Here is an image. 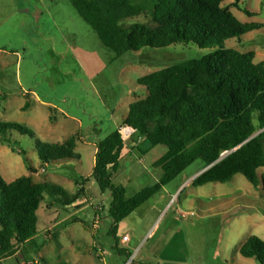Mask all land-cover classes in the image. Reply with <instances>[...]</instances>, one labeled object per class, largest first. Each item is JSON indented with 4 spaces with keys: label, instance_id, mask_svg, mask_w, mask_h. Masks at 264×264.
<instances>
[{
    "label": "rangeland",
    "instance_id": "rangeland-1",
    "mask_svg": "<svg viewBox=\"0 0 264 264\" xmlns=\"http://www.w3.org/2000/svg\"><path fill=\"white\" fill-rule=\"evenodd\" d=\"M233 1L224 0L223 5ZM230 10L240 22L261 28L227 39L223 46L253 51L254 61L264 62V0H240ZM143 21L144 15L125 20ZM212 50L178 43L117 55L101 43L70 0H0V92L6 95L0 103V121L21 123L43 141L61 142L78 131L77 124L65 117L73 115L89 140L78 144L80 159L46 165L37 156L33 138L7 133L23 154L0 141V172L6 181L27 175L70 193L79 181L86 193L66 207L44 195L37 210V236L0 264H41V258L46 264H129L133 259L145 264H259L239 249L251 235L264 240L261 184L255 187L236 174L225 183L193 185L190 177L204 166L197 160L167 184L172 195H156L119 222L112 234L111 192L101 191L92 176L93 143L117 127L129 103L146 95L138 78ZM165 149L157 145L145 156L138 155L141 160L135 159L131 168L149 166ZM263 171L260 168L258 174ZM123 181L122 172L113 180L118 185ZM143 183H126L128 194ZM153 222L159 228L155 235L139 240L132 232L149 229ZM115 245L130 256L117 253Z\"/></svg>",
    "mask_w": 264,
    "mask_h": 264
},
{
    "label": "trees",
    "instance_id": "trees-1",
    "mask_svg": "<svg viewBox=\"0 0 264 264\" xmlns=\"http://www.w3.org/2000/svg\"><path fill=\"white\" fill-rule=\"evenodd\" d=\"M70 1L101 43L117 55L178 43L213 49L201 58L138 78L145 97L131 102L119 126L97 142L92 176L101 191L111 192L112 234L119 222L197 160L204 163V169L193 185L225 183L242 174L255 187L261 184L264 192V171L258 174L264 168V62H255L253 51L223 46L227 39L261 28L258 23L240 22L231 12L230 6H238L240 0L229 5H223L224 0ZM244 12L252 15L246 9ZM138 15H144L145 21L125 22ZM4 99L6 95L0 92V103ZM27 107L25 103L24 109ZM122 127L138 131L153 146L166 147L156 161L163 176L128 198L125 187L112 180L125 149ZM10 131L34 139L43 165L80 159L78 132L61 142H47L26 125L0 121V141L20 154L23 151L7 138ZM75 183L77 188L70 193L60 185L35 182L27 175L6 181L0 172V262L16 256L20 246L37 236V210L44 195L61 207L75 205L86 196L83 184ZM114 247L120 255L130 256ZM239 252L264 264V240L256 235L249 236ZM41 264H46L44 258ZM129 264L145 263L133 259Z\"/></svg>",
    "mask_w": 264,
    "mask_h": 264
},
{
    "label": "crops",
    "instance_id": "crops-1",
    "mask_svg": "<svg viewBox=\"0 0 264 264\" xmlns=\"http://www.w3.org/2000/svg\"><path fill=\"white\" fill-rule=\"evenodd\" d=\"M24 106H25V104H24ZM127 108H128V106H127ZM65 117H68L70 121H74L77 124V130H78L77 132L81 134V130H82L81 129V121L78 118L74 117L73 115H69V116H65ZM119 124H120V122L118 123L117 127L119 126ZM123 129L128 134V137L123 138L125 141V149L122 152V159L120 161L118 169L112 174V180H114V178L118 177L120 172L123 173V175L126 177V182L123 181V183H119V184L123 185L125 187V190H126L125 195L128 198V197L133 196L135 193L140 191L142 188L154 185L163 176V173H164L163 169H162L161 165H156V161L166 152V149L164 150V152L159 157L153 159L152 162L149 164V166H144L143 169L135 170V169L131 168L133 161L135 159H138L140 161L141 159H140V157L138 158V155H141L142 157L145 156L150 150L155 149V146H153L148 139L141 137V135L139 134L138 131H136L130 127H123ZM56 142H59V141H56ZM79 143L87 144V143H89V140H87L86 136H83L81 134V139L77 143V147H78ZM96 144H97V142L93 143V145H95V147H96ZM77 147H76V149H77ZM96 151H97V147L95 148L94 158H95ZM120 169H122V171H120ZM203 169L204 168L202 167L199 171H197L195 174H193L190 177V180L191 179L194 180V178L198 174H200L203 171ZM141 181L144 182L143 185L140 186L139 189H136L135 193L128 194V188L129 187H128V185H125V184L126 183L131 184L132 182H141ZM159 194H160V197H162V198L167 197L168 195L169 196L172 195V193H171L170 189L167 187V185L163 186L161 188V190L159 192H157L153 197H157L156 195H159ZM153 197H151L150 199H152ZM147 202H145V203H147ZM140 207H138L137 209H139ZM158 229H159L158 225L153 222L151 224V226L149 227V229L147 228L143 231L137 232L136 230H134L132 228V232H135L136 237L139 240H142L143 238H145L146 235H149V236L155 235L157 233Z\"/></svg>",
    "mask_w": 264,
    "mask_h": 264
},
{
    "label": "built area",
    "instance_id": "built-area-1",
    "mask_svg": "<svg viewBox=\"0 0 264 264\" xmlns=\"http://www.w3.org/2000/svg\"><path fill=\"white\" fill-rule=\"evenodd\" d=\"M120 133H121V136L122 138H127L128 137V134L126 133V131L123 129V127L120 129ZM128 238L127 236H123V240L126 241Z\"/></svg>",
    "mask_w": 264,
    "mask_h": 264
}]
</instances>
